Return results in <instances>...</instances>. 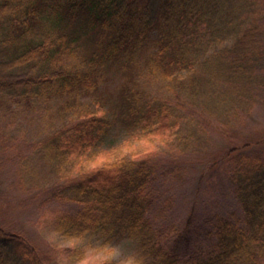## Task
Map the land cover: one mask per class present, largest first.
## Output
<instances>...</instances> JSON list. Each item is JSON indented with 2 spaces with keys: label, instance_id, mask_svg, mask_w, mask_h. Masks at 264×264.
<instances>
[{
  "label": "trees",
  "instance_id": "trees-1",
  "mask_svg": "<svg viewBox=\"0 0 264 264\" xmlns=\"http://www.w3.org/2000/svg\"><path fill=\"white\" fill-rule=\"evenodd\" d=\"M253 1L0 0V124L30 112L47 131L39 155L64 174L51 189L65 187L72 203L58 233L103 246L133 238V264H264L262 150L233 146L212 157V166L222 159L238 209L192 207L172 228L153 223L161 194L150 191L161 173L186 179L184 166L127 153L98 159L116 129L127 148L146 139L183 155L210 146L206 125L229 129L251 113L264 60ZM115 75L116 95L105 87ZM66 253L73 260L85 250ZM0 264L47 263L26 233L0 224Z\"/></svg>",
  "mask_w": 264,
  "mask_h": 264
},
{
  "label": "rangeland",
  "instance_id": "rangeland-1",
  "mask_svg": "<svg viewBox=\"0 0 264 264\" xmlns=\"http://www.w3.org/2000/svg\"><path fill=\"white\" fill-rule=\"evenodd\" d=\"M258 4L257 18L264 24V0L251 2L254 10ZM260 46L264 44L260 42ZM143 77L140 76V79ZM256 77L259 82L256 87L260 92L251 113L229 129L220 125H206L211 143L204 150L173 156V152H166L159 142L146 139L133 141L131 147L127 148L123 143L127 136L122 129L112 132L98 149V156L101 154L98 159L101 161L127 153L151 155L158 164L177 162L184 166L186 179L179 180L161 173L155 188L151 187L150 192L161 194L151 216L155 225L170 221L174 223L171 228L178 227L192 207H197L199 214H225L239 208L232 185L225 181L227 172L222 159L212 166L216 159L212 157L233 146H246L248 149L262 150L264 158V60L260 61ZM122 81L121 76L115 75L105 87L113 89L116 95ZM144 85L155 93L159 88L149 79ZM31 114H24L18 123L0 124V224L26 233L42 251L47 264H101L110 259L116 260L117 264H133L138 249V242L133 238L125 237L119 243L112 241L103 246L102 239L96 236L66 238L55 230L58 215L72 210V203L68 197L65 198V193H68L65 187L61 186L56 194L51 189L60 181L64 183V174L57 173L55 164L39 155L35 142L47 131L39 122V116L32 115L31 119ZM26 119L29 125L21 124ZM202 130L206 131L205 128ZM5 141L7 145L3 147ZM69 165L73 166L72 163ZM68 248L85 250V254L70 260L66 253Z\"/></svg>",
  "mask_w": 264,
  "mask_h": 264
}]
</instances>
